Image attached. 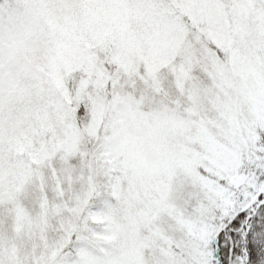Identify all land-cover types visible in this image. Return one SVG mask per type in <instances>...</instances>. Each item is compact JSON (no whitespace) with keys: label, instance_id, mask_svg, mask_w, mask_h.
Here are the masks:
<instances>
[{"label":"snow or ice","instance_id":"snow-or-ice-1","mask_svg":"<svg viewBox=\"0 0 264 264\" xmlns=\"http://www.w3.org/2000/svg\"><path fill=\"white\" fill-rule=\"evenodd\" d=\"M0 264H264V0H0Z\"/></svg>","mask_w":264,"mask_h":264}]
</instances>
